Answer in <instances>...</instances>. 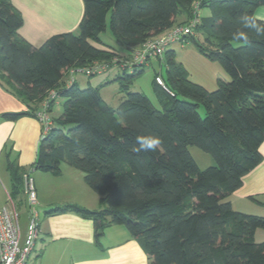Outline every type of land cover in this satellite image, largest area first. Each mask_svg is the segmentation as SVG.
I'll return each instance as SVG.
<instances>
[{
	"label": "trees",
	"instance_id": "obj_1",
	"mask_svg": "<svg viewBox=\"0 0 264 264\" xmlns=\"http://www.w3.org/2000/svg\"><path fill=\"white\" fill-rule=\"evenodd\" d=\"M82 2L78 34L53 35L34 48L18 34L20 13L9 0H0V84L26 107L0 118L37 120L41 104L55 91L63 100L62 111L41 134L30 169L59 175L60 164L66 163L83 174L84 184L99 198L98 210L69 204L45 215L73 213L91 220L97 248L107 227L122 226L147 264H264V241H255V232L264 230V217L237 212L227 200L262 160L264 38L244 28L239 17L254 16L264 0ZM195 4L210 14L201 16L195 37L180 43L189 39L203 57L220 65L229 81L218 80L216 90L189 81L172 50L163 54L162 80L169 93L156 85L158 75L153 78L158 108L144 94L128 91L142 66L116 78L127 81L120 88L125 98L116 108L103 101L100 88L65 83L72 69L130 60L146 41L187 24ZM107 26L115 43L127 49L126 56L93 45H103L99 35ZM240 31L249 33V42L233 39ZM138 135L158 136L162 144L155 152L136 153ZM189 146L211 156L215 165L200 170ZM7 170L14 200L22 193L24 172L12 162Z\"/></svg>",
	"mask_w": 264,
	"mask_h": 264
},
{
	"label": "crops",
	"instance_id": "obj_2",
	"mask_svg": "<svg viewBox=\"0 0 264 264\" xmlns=\"http://www.w3.org/2000/svg\"><path fill=\"white\" fill-rule=\"evenodd\" d=\"M9 2L22 18V25L18 30L19 36L34 48L39 47L53 35L78 34V27L84 10L82 0H9ZM209 14L201 15L200 13L201 16H209ZM254 16L256 19L264 21V6L256 8ZM179 19L182 20L183 18L179 17L178 21ZM102 44L93 45L98 49L110 50L103 42ZM117 50L120 51L118 55L126 56L127 49L119 47ZM161 59H155V61L160 63ZM150 61L141 68L148 67ZM118 72L123 73L125 70L118 67L110 68L106 73L96 76L94 80L87 83L88 87L100 88L101 98L111 108H116L125 98L124 95H120L117 98L116 105L110 106L104 95V90L114 86ZM155 75L161 77L160 73ZM98 77L105 78L98 79ZM64 79L68 85L71 76L69 75ZM72 79L76 84L75 77ZM60 100L62 99L58 97L52 111L49 113L51 120L57 118L62 111L63 100L62 102ZM156 102L158 105L157 99ZM25 110L26 107L15 98L12 92L0 84V114L19 113ZM52 112L56 114V117H52ZM40 139L41 124L34 118L25 116L14 121L1 120L0 118V209L8 204L12 187L7 170L8 162L17 164L23 169L24 173L30 171ZM259 152L262 156L261 162L243 176L241 186L227 200L237 212L264 217V140L259 146ZM36 177L38 183L44 179V176L39 177L37 175ZM85 197L86 192H84ZM23 198L26 201V198ZM84 198L79 200V204L76 203V205L94 210L92 198L83 201ZM13 201L14 203H16L15 201L20 203L18 197ZM58 206L59 203L52 198L42 197L41 202H39V207L44 210V215L41 216L38 213V239L27 264L148 263L139 245L130 238L124 229L120 228L121 226L107 227L102 237L101 248H97L94 246V229L91 220L83 219L73 213L45 215L46 211L59 208ZM24 216L23 226H20L19 223L21 243L24 239L29 216L27 201ZM255 241H264V230L255 232Z\"/></svg>",
	"mask_w": 264,
	"mask_h": 264
},
{
	"label": "rangeland",
	"instance_id": "obj_3",
	"mask_svg": "<svg viewBox=\"0 0 264 264\" xmlns=\"http://www.w3.org/2000/svg\"><path fill=\"white\" fill-rule=\"evenodd\" d=\"M200 13L201 15H207L209 11L208 9H204L200 11ZM100 38L106 46L117 49L121 47L119 44L115 43L112 33L110 32L108 26L106 30L100 34ZM197 39L199 41L201 40L200 38ZM234 45L237 46L236 43ZM168 48L166 49V51L167 50L174 51L175 61L177 63H180L186 70L187 79L193 83H196L204 87L207 91L216 90L218 80L223 82L229 81L228 76L224 73L220 65L216 61H209L205 57H203V55L197 50L194 44L189 41V39L185 40L183 43L178 42L172 44ZM139 69L142 70V73L137 74L133 78H131L130 83L127 85L128 91L140 92L144 94L150 100L152 105L158 108L156 102L157 98L153 86V78L155 74L158 73H160L163 80H165L166 78V64L164 62V55L162 56L160 63H158L155 60H151L149 62L148 67L139 68ZM110 72L113 73L112 71ZM118 73H119L118 77H121L123 75L122 72H118ZM130 73L131 71L129 69L125 70L126 75H130ZM74 77L77 87L80 89H85L88 87L87 85L88 81L90 82L94 80L96 76L87 78L84 77L83 75L76 74ZM101 78H105V77H98V79ZM71 82H72L71 79H69L68 84H70ZM124 84H127V81L115 80L114 86L108 87L106 90H104V95L105 98L107 99L106 101L110 106H115L117 98L120 95H124V93L121 92L120 89L121 85ZM60 102H62V100H60ZM198 113L200 114V116H203L204 115L203 108L200 107L198 109ZM51 115L52 117H56L55 116L56 114L54 112H52ZM41 134L43 136L42 131ZM188 151L200 170H204L208 167H213L215 165V162L211 158V156L204 153L199 148L195 146H189ZM37 175L39 177L44 176L43 177L44 179L42 181L40 180V183H38L37 181V177H36ZM31 177L34 182V188L37 196L36 205L34 206V209L41 216L44 215V210H41L39 207V202H41L42 197H47L48 199L52 198L54 201L59 203L58 207L60 208L61 207L60 205H66V204L69 205L70 203H74V205H76V203L79 204L78 201L84 198V192H86V197L84 198L83 201L92 198L91 200H92L93 209L94 210L99 209V198L84 184L83 174L80 171L68 166L66 163L60 164L59 175H52L50 173H44L42 171L34 170L31 173ZM23 197L25 196L22 190V193L18 196V200L20 201V203L15 201L19 216L20 226H23V222L25 218L24 213L26 211V201L24 200ZM60 201H66L63 202L66 204H63ZM27 209L29 210L28 206ZM120 228L124 229V227L122 226ZM102 242L103 241L101 239L100 243L102 244Z\"/></svg>",
	"mask_w": 264,
	"mask_h": 264
},
{
	"label": "built area",
	"instance_id": "obj_4",
	"mask_svg": "<svg viewBox=\"0 0 264 264\" xmlns=\"http://www.w3.org/2000/svg\"><path fill=\"white\" fill-rule=\"evenodd\" d=\"M200 19L201 15L198 4H195L193 16L187 24L173 27L162 35L146 41L132 51L130 60L114 58L112 59L111 64L105 62H93L90 66L72 69L69 71L71 81L73 82L72 78L76 74L83 75L87 78L99 76L113 67H118L122 70L129 69L133 72L134 68L136 69L147 65L150 60L161 59L165 50L169 46L181 42L184 37L194 36L195 29L200 24ZM154 81L157 86L169 93L159 75L155 77ZM57 98V93L55 91H50L47 100L41 104L40 111L36 113V118L43 128V136L47 134L52 126L50 117L47 113L49 103L55 102ZM31 172L32 169L27 173H24L22 176L23 192L29 208L28 223L22 243L20 242L21 231L19 226V216L14 201L8 197V204L0 209V264H27L38 239L39 217L34 209L37 196Z\"/></svg>",
	"mask_w": 264,
	"mask_h": 264
},
{
	"label": "clouds",
	"instance_id": "obj_5",
	"mask_svg": "<svg viewBox=\"0 0 264 264\" xmlns=\"http://www.w3.org/2000/svg\"><path fill=\"white\" fill-rule=\"evenodd\" d=\"M239 21L244 28L254 30L257 38H264V23L258 22L255 16L245 13L239 17ZM233 39L247 43L249 42V33L247 31H240L233 35ZM161 144L162 140L158 136L138 135L136 137V147H134L133 151L136 153L155 152Z\"/></svg>",
	"mask_w": 264,
	"mask_h": 264
}]
</instances>
